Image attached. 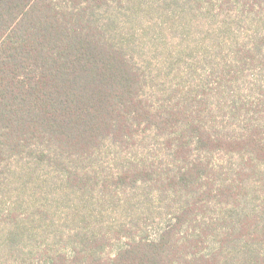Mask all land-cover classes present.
Listing matches in <instances>:
<instances>
[{
	"label": "trees",
	"instance_id": "1",
	"mask_svg": "<svg viewBox=\"0 0 264 264\" xmlns=\"http://www.w3.org/2000/svg\"><path fill=\"white\" fill-rule=\"evenodd\" d=\"M216 12L247 27L184 92L162 27ZM3 207L0 264H264V0H0Z\"/></svg>",
	"mask_w": 264,
	"mask_h": 264
},
{
	"label": "rangeland",
	"instance_id": "2",
	"mask_svg": "<svg viewBox=\"0 0 264 264\" xmlns=\"http://www.w3.org/2000/svg\"><path fill=\"white\" fill-rule=\"evenodd\" d=\"M262 15V14H261ZM232 19L228 16H224L222 14H219L218 12L214 13V16L209 19V23L204 19L195 20L192 22L191 26L190 23L187 24L185 28H178L173 23L163 25L161 33L166 34V30L170 33V36L173 39L172 47H173V53L171 58V64L167 69V72L171 74L172 77L175 76V73L180 74L184 79L181 82V88L185 92L187 90H190L193 88L194 85V79L198 82L199 81V75L207 76L206 71L207 70H216L218 71L219 65H221V57L219 55V44L220 42L218 39H223V37L226 34L231 35H239L243 34L245 31V28L247 25H241L239 28H237L236 25H234V29L230 26ZM251 22L250 27L254 28L257 27L256 22ZM249 26V25H248ZM189 31H187L188 29ZM229 28L231 30L227 31L225 29ZM187 29V30H185ZM251 32V30H250ZM240 39H238V42L241 41L242 35L239 36ZM155 44V45H154ZM170 43H164L163 45H160L158 43V40H156L152 47H151V55L156 56V54L162 53L163 57H160V63L161 65L164 64V60L168 56V50H169ZM185 47L186 51H192V55L187 54V56H184V53L180 54L178 53V48ZM211 47V49L214 51V57H208L205 55L202 51L206 48ZM155 69V68H154ZM155 75L158 73L157 71L154 72ZM254 73L249 74L248 82L252 81L254 79L253 77ZM255 76V74H254ZM163 77V75H162ZM172 80V79H170ZM174 83H178V81H174ZM161 85L163 83L161 82ZM195 87V86H194ZM39 187L38 185L30 184V188H33V190H30V194L28 196V199H26V203H30L33 206L29 207L31 208V215L28 213L29 211L25 212L23 214V218L26 216H30L28 219L29 225H31L33 222V225L28 227V230L33 231L35 233H40L46 228V224L50 222L52 219H56V215L60 213L53 205L57 202L52 199H46L44 197V200H42V195L37 193L36 190ZM43 202L46 206L43 207V210L38 211V207L40 206L39 201ZM47 205H52L53 211L52 212H46L44 215L49 216L47 218V221L39 220L42 218V213H44L45 209H47ZM7 207H3L0 209V219L2 218V212L6 211ZM34 214V216H33ZM61 215V214H60ZM105 224L109 225L111 224V219L108 220V214L105 213L104 215ZM115 218H118L119 215L114 216ZM113 217V218H114ZM116 250L113 251V249L109 250L111 255L115 253Z\"/></svg>",
	"mask_w": 264,
	"mask_h": 264
}]
</instances>
